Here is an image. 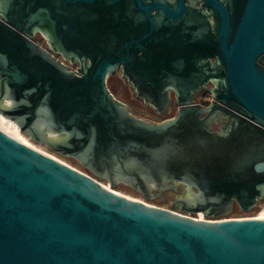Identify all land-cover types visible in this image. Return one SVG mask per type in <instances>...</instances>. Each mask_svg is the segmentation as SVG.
Masks as SVG:
<instances>
[{"label": "water", "instance_id": "95a60500", "mask_svg": "<svg viewBox=\"0 0 264 264\" xmlns=\"http://www.w3.org/2000/svg\"><path fill=\"white\" fill-rule=\"evenodd\" d=\"M209 2L214 26L184 0H0V114L91 172L0 117V264H264V216L229 217L264 198V0L233 16ZM118 68L158 113L174 91L177 115L133 114L107 82ZM118 183L186 196L177 211ZM199 212L215 220L182 214Z\"/></svg>", "mask_w": 264, "mask_h": 264}, {"label": "rangeland", "instance_id": "374dc122", "mask_svg": "<svg viewBox=\"0 0 264 264\" xmlns=\"http://www.w3.org/2000/svg\"><path fill=\"white\" fill-rule=\"evenodd\" d=\"M37 40L40 41V43L43 46H46V39L39 34L37 37ZM109 83V82H108ZM110 89L114 88L115 95L118 99L124 101L131 109L133 114H135L137 117L143 118L148 121H162L165 119H168L172 117L170 114H162L161 116L154 115L157 111L152 106L145 105L144 102L137 101L131 89L127 87L126 85L121 86H113L111 83H109ZM220 124V123H219ZM219 124H214L213 126H218ZM23 133V132H22ZM23 135L29 139V142L33 145L34 148L37 150L47 153L53 157H56L57 159H60L61 161L83 171L86 173L91 172L85 168L77 159L69 156H61L52 150H50L47 146L39 144L34 142L31 138H29L26 134L23 133ZM27 139V141H28ZM153 187V193L150 194L149 198H146L144 194H142L140 191L136 190L132 186L125 184V183H118L117 188L115 189L119 193L128 196L133 199H139L143 200L146 203H149L151 205H156L164 208H170L169 205L171 201L176 199H181L186 196V194H180L181 190L185 189V185H181L180 187L173 189V188H165L162 191H159L155 185ZM164 197L165 199H162ZM264 210V198L259 201V204L250 212H244L242 211L237 204L234 205L233 210L231 214L229 215L230 218L232 217H240V216H259V214Z\"/></svg>", "mask_w": 264, "mask_h": 264}, {"label": "flooded vegetation", "instance_id": "af4514ba", "mask_svg": "<svg viewBox=\"0 0 264 264\" xmlns=\"http://www.w3.org/2000/svg\"><path fill=\"white\" fill-rule=\"evenodd\" d=\"M145 1H163V2H168L170 4H176L178 3L179 0H145ZM220 3H222L228 10V12L230 13L231 16H233V13L235 12V10L237 9V7H240L242 5H244L246 3L247 0H218ZM185 5L188 6H193L197 9H200L203 14H205V17H207V19L209 21H211L212 23L214 22V17H215V10L213 9V7L211 6L212 3L209 2V0H184ZM214 26V23H213ZM39 36V34L35 35V40L40 44V41L37 40V37ZM192 45V41H190V46ZM43 46V45H42ZM45 47V46H44ZM57 58H61L60 56H57ZM212 63L215 62V60H211ZM259 63L261 64V66L264 67V55L261 56L259 58ZM66 64L68 66H70L74 71L75 69H77L75 72H78L79 69V64L76 66H72L69 62H66ZM140 81V82H139ZM144 80H142L141 78H139L137 75L135 74H131L129 77L125 78L123 77L122 73H121V68H118L116 70L115 74H112L108 77L107 82L111 83L113 86H121V85H126L127 87H129V89H131L134 98L139 101V102H143L141 99L137 98L136 95V91L134 90V85L135 82H138L139 84H146L145 82H143ZM143 82V83H142ZM108 83V84H109ZM189 84H192V81L189 82ZM215 86V83L210 80L207 84L206 87H203L196 95H195V102L204 106H209L212 101H213V92H212V88ZM171 98L173 99V104L164 112V113H158L156 112L154 115H158L161 116L162 114H170L172 117L176 116L178 113V105H177V101H176V94L174 91L171 92ZM220 115H223V112L221 111ZM171 118V117H170ZM169 119V118H168ZM166 120V119H165ZM226 120V119H225ZM164 121V120H162ZM162 121H151V122H162ZM222 123H220L218 126H215L214 129L218 132L221 131L222 128ZM181 188V187H180ZM180 194H186V190L183 189L181 190ZM162 199H165L164 197H162ZM176 206V210L179 211L180 207L182 206V204L179 202L178 199L171 201L169 207L171 208V206Z\"/></svg>", "mask_w": 264, "mask_h": 264}, {"label": "bare ground", "instance_id": "6f19581e", "mask_svg": "<svg viewBox=\"0 0 264 264\" xmlns=\"http://www.w3.org/2000/svg\"><path fill=\"white\" fill-rule=\"evenodd\" d=\"M0 117L2 118V120L5 123V125L7 126V128L9 129V131L11 132L12 136L15 139H17V140H19V141H21V142H23L25 144L30 145L28 143V141H27V138L23 135V133L21 132L19 126L15 122H13L12 120L2 116L1 114H0ZM263 216H264V210L259 214L260 218L263 217Z\"/></svg>", "mask_w": 264, "mask_h": 264}, {"label": "built area", "instance_id": "2783aa9c", "mask_svg": "<svg viewBox=\"0 0 264 264\" xmlns=\"http://www.w3.org/2000/svg\"><path fill=\"white\" fill-rule=\"evenodd\" d=\"M58 59H60L61 61H63V62H65L63 59H61V58H58ZM66 63V62H65ZM77 69H75V71H76ZM28 139V138H27ZM28 143L30 144V146L31 147H33V145L29 142V139H28ZM34 148V147H33ZM36 149V148H35ZM47 154V153H46ZM49 155V154H48ZM56 158V157H55ZM60 160V159H59ZM103 184L107 187V188H110L111 189V187L106 183V182H103ZM116 191V190H115ZM116 192H118V191H116ZM137 200H139V199H137ZM140 201H143V200H140ZM143 202H145V201H143ZM182 214H185V215H187V216H189V217H191V218H194V219H197V220H215L214 218H209V217H207V216H205V214L204 213H202V212H199V213H195V214H193V213H182ZM248 217H259V216H240V217H236V218H248ZM232 218H235V217H232Z\"/></svg>", "mask_w": 264, "mask_h": 264}, {"label": "trees", "instance_id": "16d2710c", "mask_svg": "<svg viewBox=\"0 0 264 264\" xmlns=\"http://www.w3.org/2000/svg\"><path fill=\"white\" fill-rule=\"evenodd\" d=\"M109 88H110V85H109ZM111 91L115 94V90H114V88L112 89V87H111ZM116 96V95H115Z\"/></svg>", "mask_w": 264, "mask_h": 264}]
</instances>
